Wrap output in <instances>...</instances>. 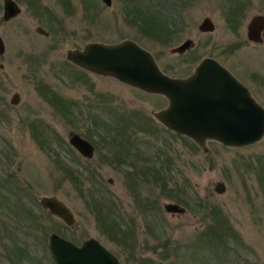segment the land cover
Segmentation results:
<instances>
[{"label": "rangeland", "instance_id": "1", "mask_svg": "<svg viewBox=\"0 0 264 264\" xmlns=\"http://www.w3.org/2000/svg\"><path fill=\"white\" fill-rule=\"evenodd\" d=\"M15 1L20 12L5 20L0 0V264H56L52 232L76 244L96 238L122 264H264V135L239 146L207 138L203 151L154 116L166 96L66 58L67 49L89 41L131 39L164 72L185 76L212 56L264 105V35L246 34L252 15L264 14V0H242L236 14L235 0H157L173 31L165 41L129 15L131 0ZM205 16L214 29H199ZM186 38L189 49L171 51ZM63 102L70 103L66 114ZM70 130L93 143L91 157L70 145ZM219 180L223 192L214 189ZM43 194L63 199L76 222L49 214ZM165 202L185 210H166ZM99 213L121 226L120 241ZM213 229L225 234L212 236Z\"/></svg>", "mask_w": 264, "mask_h": 264}, {"label": "water", "instance_id": "2", "mask_svg": "<svg viewBox=\"0 0 264 264\" xmlns=\"http://www.w3.org/2000/svg\"><path fill=\"white\" fill-rule=\"evenodd\" d=\"M110 4L111 0H102ZM21 10L15 0H3V18L17 15ZM199 29H214L213 20L205 16ZM262 30V32H261ZM38 33L48 31L36 27ZM249 39L261 41L264 35V14H254L246 25ZM193 44L186 38L171 48L172 52H184ZM5 50L0 35V53ZM66 58L88 71L113 76L116 79L151 93L167 97L168 103L154 116L168 129L192 138L200 148L207 149L205 140L215 139L225 145L239 146L258 141L264 135V105L252 94L227 67L212 56H204L185 76L164 72L153 54L131 39L106 43L86 42L81 48H69ZM19 93L14 92L10 101L17 103ZM68 140L78 152L91 157L94 145L78 132L70 130ZM109 181H112L111 178ZM217 192L225 190V183L217 181ZM40 204L68 225L76 222V217L67 203L56 194H43ZM164 208L183 212L184 206L176 202H165ZM48 245L56 264H122L117 256L96 238H88L81 244L52 232Z\"/></svg>", "mask_w": 264, "mask_h": 264}, {"label": "trees", "instance_id": "3", "mask_svg": "<svg viewBox=\"0 0 264 264\" xmlns=\"http://www.w3.org/2000/svg\"><path fill=\"white\" fill-rule=\"evenodd\" d=\"M132 1V9L129 10V15L132 18H139V21L142 23L141 26H143V31L144 32H151L152 35H154L157 38H160L162 36V39L165 41L167 40L168 37H170V33L172 31V29L170 28V26L166 23L165 20H162L161 18V12H160V8L161 6L163 7L164 4L157 2L156 1H152V0H131ZM184 1V3H187L191 0H174L173 4L176 3H182ZM183 3V4H184ZM242 4V0H235V6L233 5L231 7V11L233 14H236V10L238 6H241ZM162 11V10H161ZM164 33V34H162ZM68 105H70V103L66 102V103H62V106L65 107V109H62L61 113L62 114H66L67 110H68ZM115 160H118V157H114ZM166 184V182H165ZM188 184V183H187ZM215 209V207H214ZM48 211V210H47ZM217 211V210H216ZM50 214V213H49ZM99 215L102 217V221H103V225L106 226L107 224L109 226V232L112 233L114 236L117 237V239L120 241L122 239L121 237V230L123 231V229L121 228L120 225H118L111 216L109 215H101V213H99ZM217 222L219 224H222V216H216ZM226 230V227H222ZM126 231V230H124ZM118 233H120V235H118ZM127 233V231H126ZM210 234L212 236L218 237V238H222L223 235L225 234V231H220V230H211ZM213 240V239H212ZM17 248L20 249V253L21 254H26L23 250L26 249L25 245H19L16 246ZM30 257V256H27ZM147 264H152V263H147Z\"/></svg>", "mask_w": 264, "mask_h": 264}, {"label": "flooded vegetation", "instance_id": "4", "mask_svg": "<svg viewBox=\"0 0 264 264\" xmlns=\"http://www.w3.org/2000/svg\"><path fill=\"white\" fill-rule=\"evenodd\" d=\"M221 62V61H220ZM225 67H227L237 78L239 77V76H237V74H236V71L235 70H233L232 68H230L229 66H227L224 62H221ZM239 79V78H238ZM240 80V79H239ZM241 81V80H240ZM243 82V81H242ZM244 83V82H243ZM42 206V205H41ZM43 207V206H42ZM44 208V207H43ZM46 209V208H45ZM46 210H48V209H46ZM49 212V211H48ZM50 213V212H49Z\"/></svg>", "mask_w": 264, "mask_h": 264}]
</instances>
